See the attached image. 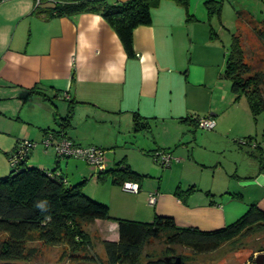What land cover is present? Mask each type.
<instances>
[{
	"label": "crops",
	"instance_id": "crops-1",
	"mask_svg": "<svg viewBox=\"0 0 264 264\" xmlns=\"http://www.w3.org/2000/svg\"><path fill=\"white\" fill-rule=\"evenodd\" d=\"M200 2L189 0L185 7L174 0H161L151 8V23L133 30L135 56L130 57L99 12L48 16L37 6L51 7L54 0H2L0 176L11 171L9 157L17 142L41 141L45 129L58 130L57 118L68 116L73 100L70 126L66 136L60 137L103 148L105 169L124 158L127 161L126 156L108 150L114 141L94 129L112 123L125 125L128 132H152L153 142L143 139L147 144L138 146L148 156L158 148L171 151L174 158L168 167L175 166L158 174H178V169L180 174L231 175L233 183L224 189L182 181L173 189H163L162 182L153 188L144 178L132 197L149 207V211L134 213L145 221H153L155 215L170 216L179 226L210 231L236 221L252 204L264 210V155L262 160L257 155V147L264 148V117L255 118L248 103L236 99L230 82L224 80L221 48L215 41L219 55L209 49L212 42L205 12L199 13L194 6ZM135 113L149 122V128L134 130ZM198 116L212 117L215 127L201 128L194 120ZM73 126H88L91 131L77 134L69 131ZM248 136L254 138L247 142L244 138ZM193 141L200 148L198 154L189 153ZM183 143H188L187 151L181 153L185 157L174 156V150L180 154ZM25 160L29 166L57 169L68 184L88 180L100 171L82 158L70 157L65 161L66 168L70 163L74 167L70 177L55 150L46 146L43 152L33 148ZM136 171L145 177L153 174ZM190 186L195 191L177 194V187L184 191ZM152 194L154 203L149 202ZM95 224L106 231L103 239L118 238L115 223L97 220Z\"/></svg>",
	"mask_w": 264,
	"mask_h": 264
},
{
	"label": "trees",
	"instance_id": "trees-1",
	"mask_svg": "<svg viewBox=\"0 0 264 264\" xmlns=\"http://www.w3.org/2000/svg\"><path fill=\"white\" fill-rule=\"evenodd\" d=\"M160 1L127 0L118 3L107 0L68 2L54 0L51 7L43 8L41 4L37 7L46 12L48 16H61L83 11L99 12L117 32L126 53L132 57L135 56L133 30L139 25L151 23V8L156 7ZM174 1L185 7L189 3V0ZM205 7L209 17L215 14L221 17L222 0H205ZM250 26L260 50L264 52V21H251ZM210 33H215L214 28H210ZM212 34L211 37H213ZM249 47L243 44L242 34H232L223 76L231 82V91L236 99L244 96L252 115L255 118L258 115L264 117V68L250 63L252 57ZM32 91L34 90L31 89L30 92ZM73 103V100L70 101L68 116L60 118L61 124L58 130L45 129L43 143L48 137H51L54 142H60L63 138L71 140L60 136H66L65 130L70 126L69 118ZM200 117L207 116L196 117L194 120L197 124ZM133 128L135 131L147 129L149 122L135 113ZM253 138L254 136H248L244 140L250 142ZM24 140H29L35 146L37 144L31 139L19 140L9 157L11 171L0 176V264H15L16 260L36 255L37 248L28 246V242L33 241L52 245L63 243L66 246L63 255L68 260L64 264H140V256L144 247L154 239H162L167 246H182L189 248L193 253L205 254L215 251L223 244L256 226H264V210L257 204H252L236 221L210 231L197 227L179 226L170 216L155 215L153 221L112 216L109 205L84 192L83 186L87 179L68 184L65 176L57 172V169L48 171L27 165L25 159L35 146L13 162ZM71 141L74 145L83 146ZM257 148L259 149L257 155L262 160L264 148L260 146ZM155 151L157 152L155 157L161 163V154H168L172 157L169 149L158 148ZM57 156L76 157L59 154ZM162 165L166 166L164 163ZM98 175L100 177L111 176L113 183L118 185H123L126 181H135L140 184L145 177L144 174L134 170L125 158L109 169L100 170ZM193 191H195L194 186L184 191L180 187L176 190L180 196L188 195ZM38 204H43V209L37 207ZM97 220L112 222L117 226V239H102L105 259L97 253L88 251L92 248L93 242L85 224L95 223ZM180 258V264H186L185 259ZM175 261L176 257L169 255L149 257L145 264H174Z\"/></svg>",
	"mask_w": 264,
	"mask_h": 264
},
{
	"label": "rangeland",
	"instance_id": "rangeland-1",
	"mask_svg": "<svg viewBox=\"0 0 264 264\" xmlns=\"http://www.w3.org/2000/svg\"><path fill=\"white\" fill-rule=\"evenodd\" d=\"M194 6H196L199 13H201V10H204L206 24H208L209 29L211 26L214 28L216 34H212L209 31L211 38L210 41L212 43H210L211 45L208 47L210 50H214L216 55H219L217 48H214L213 42L216 41L217 46H220L221 67H223L222 75L225 70L226 57L230 51L233 33L242 34L243 44L250 46L249 53L252 57L250 63L254 64L256 67L264 68V52L260 50L258 41L255 35L251 32L250 26L251 21H264V0H222V12L220 18L217 14L211 17L208 16L205 7V0H201L200 4H195ZM211 34L214 38L211 37ZM223 78L224 80H228L224 76ZM240 100L243 104L244 102H247L244 96L241 97ZM261 117H263V115H261ZM51 127H53L52 124ZM97 128H99L97 133L104 134L107 141H114V146L110 147L108 150L115 152L116 156H126L127 161L136 167V170L142 169L153 173L144 177L145 183H152L153 188L160 182L163 183V189H173L180 181H182L184 185L195 183L198 186H213L214 188L220 189H224L229 183H233L232 177L229 174H180L178 169L175 171V173L178 174H173L172 172H169L168 174H158L166 172L172 166H175V164L170 167L163 166L160 160H155L156 151H151V155L148 156L146 151L144 152L138 147L144 146L145 142L147 144V141H142L143 139L151 140L153 142L152 132H128L125 125L121 124L120 127L118 124L115 125L112 123L95 125L94 129ZM69 131L79 134V132H90L91 129L88 126H76L75 128L73 126L72 128L70 127ZM200 132L205 133L207 131ZM35 143H37L34 147L35 149L37 148L42 152L45 151V144L42 140H36ZM187 144L188 143H183L180 145V154H176L174 150V156L179 158L185 157L182 156L181 153L187 151ZM182 146L186 147L183 148ZM155 147L156 146H154L153 149H155ZM48 149L49 151H51V149H53V151L55 150L53 146L48 147ZM199 149L200 148L196 146L194 141L190 143L189 153L193 152L194 154L195 152L198 154ZM59 159L62 161L64 172L70 174L71 177L72 165L70 163L69 167L67 166L66 168L65 164V161L70 160V157H59ZM85 163L88 166L91 165L90 163H87V161H85ZM72 168L74 167L72 166ZM107 178L108 177L104 175L101 177L98 174H94L93 176L89 175L88 180L83 186L84 192L90 197L109 205L110 214L112 216L144 220L142 216L134 213H136L138 209H140L141 212L149 211V207L147 209L145 206L140 205L142 202H140L139 199L132 197L135 193L128 192L122 185L113 183L111 176H109V179ZM85 226L90 233L93 242L92 248H89L88 251L91 253H97L101 258L105 259L106 254L102 239L106 235V231L104 232L101 227L95 223H87ZM28 246H35L38 250L37 254L33 257L16 260L14 262L15 264H64L68 261L67 257L63 255L64 250L66 249V246L63 243L52 245L33 241L28 242ZM169 255L183 257L186 264H257V260L263 256L261 264H264V226H256L253 229L244 232L234 240L223 244L215 251L205 254L193 253L189 248L182 246H167L162 239H154L144 247L140 256V264H145L149 257H166Z\"/></svg>",
	"mask_w": 264,
	"mask_h": 264
},
{
	"label": "built area",
	"instance_id": "built-area-1",
	"mask_svg": "<svg viewBox=\"0 0 264 264\" xmlns=\"http://www.w3.org/2000/svg\"><path fill=\"white\" fill-rule=\"evenodd\" d=\"M198 124L202 128L212 129L216 125V122L212 117H200L198 120ZM44 144L46 147H55L56 153L59 155L81 157L86 161L90 162L91 164H94L96 167L99 168V170L105 168L104 151L101 148H97L94 146L83 147L74 145L71 140H68L66 138H63L60 142H54L51 137H48L44 140ZM32 146H35V144L30 142L29 140H24V142H22L20 146V150L17 156H14L13 158V162H16L18 157L20 158L27 154V152L30 148H32ZM160 158L162 163L167 166L171 163L174 157H171L168 154H161ZM122 186L126 191L133 193H137L140 189L139 184L135 181H126L123 183ZM155 200L156 197L153 194L149 196V202L154 203Z\"/></svg>",
	"mask_w": 264,
	"mask_h": 264
},
{
	"label": "water",
	"instance_id": "water-1",
	"mask_svg": "<svg viewBox=\"0 0 264 264\" xmlns=\"http://www.w3.org/2000/svg\"><path fill=\"white\" fill-rule=\"evenodd\" d=\"M56 115V117H57V114H55ZM57 123V125L58 126H60V124H61V121H60V119H59V117L57 118V121H56ZM180 256H177L176 257V261L174 262V264H180ZM263 259V256H261L258 260H257V264H261V262L263 261L262 260Z\"/></svg>",
	"mask_w": 264,
	"mask_h": 264
},
{
	"label": "clouds",
	"instance_id": "clouds-1",
	"mask_svg": "<svg viewBox=\"0 0 264 264\" xmlns=\"http://www.w3.org/2000/svg\"><path fill=\"white\" fill-rule=\"evenodd\" d=\"M37 207H40L43 209L44 205L43 204H38Z\"/></svg>",
	"mask_w": 264,
	"mask_h": 264
}]
</instances>
